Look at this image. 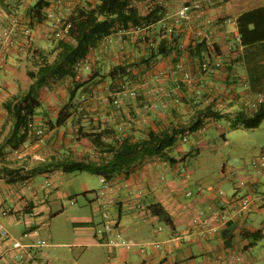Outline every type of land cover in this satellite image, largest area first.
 <instances>
[{
	"label": "crops",
	"instance_id": "crops-1",
	"mask_svg": "<svg viewBox=\"0 0 264 264\" xmlns=\"http://www.w3.org/2000/svg\"><path fill=\"white\" fill-rule=\"evenodd\" d=\"M49 1L50 5L45 9L46 18L42 23L31 26V36L24 38L19 31L24 23H28L23 11L35 0H0V19H5L9 9L14 7L17 9L21 25L14 44L0 60V78L3 82L0 92V131L7 119L2 102L19 90L27 89L30 83L25 70L30 64L28 57L32 44L34 47H40L43 46V42L49 44V39L57 37L55 33L59 28L49 26L47 14L61 11L67 18L76 4L84 1L95 2V0ZM179 3L178 0L134 2L141 14L147 13L154 5L164 6L162 19L168 23L171 22V16ZM247 12H250L246 19L247 24L240 33L237 18ZM204 18L210 20L205 25L206 39L224 60L221 70L212 75L199 73V61L203 56H195L188 50V46L194 45L195 22L178 31L181 51L157 57L154 68L167 70L176 61L181 60L205 91L204 98H200L204 105H210L214 110H221L224 113L238 107L244 109L242 100L234 96L235 91L240 92L247 88L246 90L251 93L264 92V0H213ZM160 27L159 21L147 26L148 30L145 33L149 35L150 41L158 39L156 34L161 33ZM142 32L144 31L135 32L130 28L120 29L109 35L111 42L109 45L105 42L108 46L106 45L103 50L104 53L109 51L108 63L114 64L119 60L122 57L120 51L123 49V52H126L125 58L132 60L130 43L142 35ZM161 36L169 37V34L164 32ZM26 40L29 42L27 46ZM150 41L148 46H154ZM101 58L95 52H90L83 59L74 79L85 81L92 65L95 63L98 65ZM144 77L141 80L134 79L131 83L137 93L144 95L141 104L139 101L129 99L120 107L107 102L113 93L109 88V81L106 79L98 83L92 79L85 85L90 87L89 92L95 91V96L88 97L83 108L87 114H80L81 109L77 108L72 112L69 122L67 120L63 125L51 129L44 128L42 121L54 119L59 107L66 102L65 86L71 83L70 79L56 83L50 91L40 94L42 107L34 118L33 136L22 146L26 156L14 158L10 151L7 158L12 162L8 164L0 162V166H4L5 169L17 168L22 176L16 180L0 177V208L14 210V214L3 218V223L14 238L22 243L35 240L41 235L40 230L48 218L53 215L52 205L69 196V190L63 187L67 182V173L56 168L37 171L36 166L48 160L51 155H59L66 150H71L74 157L79 159L93 153L87 138L75 134L79 125H83V129L89 128L85 116L92 117L93 126L97 130L109 125L115 129L118 125H125L127 128L124 134L134 137L144 136L149 128L167 126L172 119L177 121L183 119L184 108L187 110L189 108L182 99L188 97L193 89L191 87L187 89L173 77L164 76L157 82L165 90H177L180 102L168 110L143 112L142 103L151 97L150 81L147 76L145 79ZM244 83L247 85L246 88H243ZM7 129L6 124L4 131ZM37 130H42L39 136L36 134ZM191 147L192 152H185L179 145L174 152L175 160L172 162L160 157L147 158L127 175L120 173L106 179L109 188L101 200L97 197L102 187L101 176L96 190L92 191L83 184L81 192L85 205L77 207L71 198V207L67 212L74 226L71 233L73 237L71 236L69 241L49 242V246L37 249L36 255L45 254L48 264H81L83 260L81 257L92 252L95 253L96 259H99L97 264H264V236L252 240L244 235L245 231L257 230L264 234V175L252 179L250 188L254 189L255 194L249 211L235 216L216 233H202L197 221L207 218L209 223H213L211 218L219 212L216 206V192L219 189H223L229 198H237L250 189L237 187L231 175L226 174L225 164L221 167L222 173L215 178L203 174L201 169H197L198 173L195 169H190L191 160L188 156L197 154L199 150L197 145ZM37 156L43 160L36 159ZM182 167L187 169V175L180 173ZM240 169L243 176L249 171L253 172L248 161H245ZM160 175H164L163 181L160 180ZM46 180L50 182L49 186H44ZM186 190H190L192 195L186 196L184 194ZM138 202L144 207L142 211L136 207ZM151 203H159L164 207L169 214L170 223L166 224L151 213L148 208ZM102 205L124 235L137 241L136 246L129 250L111 248L97 237L96 231L101 226ZM88 210L92 214L88 213ZM18 213H24L23 219L17 218ZM196 218L198 220L194 221ZM157 225L161 226L158 232L155 231ZM225 229L227 232L223 235L222 231ZM153 240L162 243V250L149 249L147 244ZM8 245V241L3 242L0 239V264H22L10 257L7 252ZM142 245L146 247V253L139 251Z\"/></svg>",
	"mask_w": 264,
	"mask_h": 264
},
{
	"label": "trees",
	"instance_id": "trees-1",
	"mask_svg": "<svg viewBox=\"0 0 264 264\" xmlns=\"http://www.w3.org/2000/svg\"><path fill=\"white\" fill-rule=\"evenodd\" d=\"M49 5V0H35L23 11L28 19V23L24 24L31 28L35 23H42L46 18L45 9ZM164 10V6L154 5L147 13L141 14L131 0H95L94 3L84 1L76 4L65 20L70 24L65 35L49 39L47 46L32 47L28 57L30 64L25 70L30 79L28 88L19 90L2 102L7 119L0 131V162L7 164L12 162L7 158V153L13 149H21L25 141L33 136L34 118L42 107L40 101L42 89H51L54 84L62 83L65 79H70L71 82L65 86L67 99L59 107L55 118L42 121L44 128L51 129L63 125L71 117L72 112L79 108L78 97L81 93L90 96V87L85 85L92 79L98 83L107 79L111 92H114L120 84L128 80H141L144 76L145 79L150 64L154 63L157 57L170 55L172 52L179 53L181 49L178 33L169 37L161 36L164 32L159 28L161 33H155L158 39L152 41L145 33L149 28L147 26L162 19ZM249 14L250 12L243 13L237 18L240 33L245 29ZM134 25L143 26L144 32L130 43L132 60L125 58L126 52L124 53L123 49L120 51L122 57L119 60L114 64L108 63L109 51L103 52L107 45H105L106 37L120 29L129 30ZM149 41L154 46H148ZM203 44L204 42L195 43L188 46V50L191 54L202 57L206 51ZM92 51L102 57L101 62L92 65L85 81H76L74 79L77 72L76 65ZM83 86L85 88H82ZM205 95V91L202 95H197L192 90L188 97L182 99L189 110L184 108L181 121L172 119L167 126L158 129L149 128L144 136L134 137L123 134L121 144H117V129L109 125L97 130L93 126L92 117L85 116L89 128L83 129L84 126L79 125L75 134L87 138L93 153L79 159L74 157L71 150H66L40 162L36 166L37 171L47 168H56L67 174L85 171L105 179L120 173L127 175L147 158L160 157L169 162L174 161L176 157L174 152L182 142V137L204 128L211 120L224 119L229 128H255L264 119V103L251 113L239 107L224 113L221 110H214L210 105H204L200 98H204ZM134 100L141 104L144 95L138 92ZM107 102L111 103L110 98ZM171 108L172 106L169 109ZM80 111V114H87L85 109ZM6 124L8 129L4 131ZM18 171L17 168L8 170L0 166V177H7L8 180L22 178ZM148 208L154 216L159 217L166 224L170 223L169 214L162 205L151 203ZM244 235L252 240L264 236L259 230L245 231Z\"/></svg>",
	"mask_w": 264,
	"mask_h": 264
},
{
	"label": "built area",
	"instance_id": "built-area-1",
	"mask_svg": "<svg viewBox=\"0 0 264 264\" xmlns=\"http://www.w3.org/2000/svg\"><path fill=\"white\" fill-rule=\"evenodd\" d=\"M30 1V0H24ZM138 0H131L132 4ZM180 3L175 10L174 14L171 16V22L161 19L160 25L161 29L171 34H176L181 29L190 26L191 23L195 22L194 25V44L197 42H204L206 47L205 54L203 58L199 61V73L201 75H212L216 72H219L224 65V60L220 54H218L214 49L210 41L206 39L205 35V25L210 22L209 19L204 18L205 13L210 6L213 0H178ZM135 5V4H134ZM136 6V5H135ZM55 14V15H54ZM47 14L49 19V26L56 29L59 28L55 35L57 37L65 35L70 24L66 22V18L61 11L56 13ZM200 23V24H199ZM154 24V23H153ZM60 26V27H58ZM20 21L18 18L17 9L14 7L9 9V13L5 19H0V60H2L5 55L8 53L14 40L20 31L24 38H28L32 34L31 28L24 24L20 29ZM18 29H20L18 31ZM131 30L139 32L143 30V26L134 25ZM105 42L109 44L111 39L109 36L106 37ZM83 60L79 61L76 65L75 70L78 71ZM155 62L150 64V70L147 71L146 75L150 81V98L145 100L141 105V110L143 112L147 111H157V110H167L171 106L178 104L180 102V96L176 93L177 90H165L157 81L162 77H173L181 81L185 86L191 87L197 95L203 94V89L199 86L197 79L193 76L184 66V63L181 60L176 61L170 69L156 70ZM134 80H128L118 86V88L111 94L110 102L115 107H120L125 104L129 99H134L137 95L136 88L131 86V83ZM3 82L0 78V92L2 90ZM243 88H246V83L243 84ZM247 89V88H246ZM235 91L234 96L242 100L244 109L251 113L259 105L264 103V92H254L251 93L248 90ZM163 97H159V96ZM95 91L92 90L89 97H94ZM80 103L79 109H83L88 101V97L85 93H81L78 97ZM125 125L117 126V144H121L123 140V134L126 130ZM42 133V130H37L36 134L39 136ZM186 136L182 137V141H186ZM24 148L13 149L11 151L14 158H21L26 153ZM36 159L43 160L40 156L35 157ZM250 172L247 175L239 176L237 187L250 189L244 194L238 196L237 198H229L223 189H219L216 192V206L219 209V212L214 215L211 219L213 223H209L207 218L204 219H194L198 220L197 224L200 227L202 233L213 234L219 231V229L231 221L235 216L239 215L242 212L249 211L252 207L253 198H254V189L250 188L252 179L258 175H264V147L258 156H254L248 161ZM226 168V167H224ZM223 168V169H224ZM226 171V169H225ZM182 175H187V169L182 167L180 169ZM232 174H236L235 171ZM165 179L164 175H160V180ZM100 182L102 187L98 192V200H101L105 196V191L109 188V184L104 177H100ZM50 182L48 180L44 181V186H49ZM186 196H191L192 192L186 190L184 193ZM72 202V200H70ZM139 210H143L144 207L140 202L136 205ZM229 208V209H228ZM11 214H14V210L11 208H0V239L3 242L8 241V250L10 257L22 264H48V258L45 254L36 255V250L41 247L49 246V241L45 238H37L34 241L22 243L19 239L14 238L6 226L3 223V218ZM24 213H18L17 218L23 219ZM202 214L201 212L199 213ZM101 215V226L97 229V237L102 239L104 244L111 248H123L129 250L132 247L136 246L138 243L136 240L128 238L124 235L122 230L119 228L118 224L110 217L108 211L101 206L100 209ZM200 217V216H199ZM161 226H155V231H160ZM204 235V234H203ZM149 249L152 250H162L163 245L158 240H153L147 244ZM141 253H146V247L141 246ZM237 259V258H236Z\"/></svg>",
	"mask_w": 264,
	"mask_h": 264
},
{
	"label": "rangeland",
	"instance_id": "rangeland-1",
	"mask_svg": "<svg viewBox=\"0 0 264 264\" xmlns=\"http://www.w3.org/2000/svg\"><path fill=\"white\" fill-rule=\"evenodd\" d=\"M26 41L25 45L27 46L29 42ZM46 45H48V42L45 44L43 42V46ZM32 47H34L33 44ZM47 91H50V88L42 89L40 94L43 95ZM69 121L70 119L67 122ZM186 139V142L182 141L180 143L183 151L192 152L191 146H199L197 154L188 156L191 160L189 163L190 169H195L197 173V169H201L203 174L215 178L222 173L221 167L225 164L226 174L231 175L236 185L239 176H242L241 166L244 165L245 161L258 156L264 147V119L255 128H229L224 119L211 120L204 128L186 134ZM233 171L236 174H232ZM66 176L67 182L63 187L69 190V196H65L52 205L53 215L48 218L47 223L41 228V235L35 239L45 238L49 242L69 241L74 227L67 214L69 207H71V198L74 199V205L77 207L84 206V197L81 192L82 185L86 184L88 189L92 191L99 187V176L96 174L79 171L68 173ZM229 187H231V184ZM88 213L92 214L90 210H88ZM81 258L83 259L81 264H97L99 262L93 252L83 255Z\"/></svg>",
	"mask_w": 264,
	"mask_h": 264
},
{
	"label": "water",
	"instance_id": "water-1",
	"mask_svg": "<svg viewBox=\"0 0 264 264\" xmlns=\"http://www.w3.org/2000/svg\"><path fill=\"white\" fill-rule=\"evenodd\" d=\"M225 232H227V229L223 230V231H222V234L224 235V234H225Z\"/></svg>",
	"mask_w": 264,
	"mask_h": 264
}]
</instances>
